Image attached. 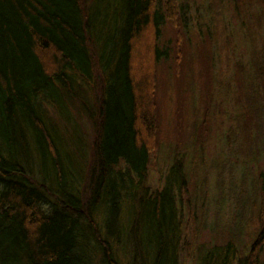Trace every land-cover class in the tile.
Returning <instances> with one entry per match:
<instances>
[{
    "label": "trees",
    "instance_id": "obj_1",
    "mask_svg": "<svg viewBox=\"0 0 264 264\" xmlns=\"http://www.w3.org/2000/svg\"><path fill=\"white\" fill-rule=\"evenodd\" d=\"M201 2L0 0V264H261L264 167L237 184L213 159L211 199L201 166L220 103L222 153L264 165V0ZM145 34L186 106L158 188Z\"/></svg>",
    "mask_w": 264,
    "mask_h": 264
},
{
    "label": "rangeland",
    "instance_id": "obj_2",
    "mask_svg": "<svg viewBox=\"0 0 264 264\" xmlns=\"http://www.w3.org/2000/svg\"><path fill=\"white\" fill-rule=\"evenodd\" d=\"M188 1L190 4H193L194 1L197 4L206 3L207 0H181ZM194 6V10L196 8ZM199 8V6H198ZM200 10V8H199ZM173 34V33H172ZM151 35L145 34L139 40V47H136V51L134 53L133 58V68L134 73L137 80H142L146 75H150L152 78L149 81L150 83V90L154 93V111L152 117H154V132L152 133L151 137H149V143L151 148L153 149L151 154V163H150V172L148 175V184L152 188H158L163 185L164 176L167 173V168L170 164V158L172 157V150L162 146L169 141L179 144L182 140L181 130L185 136V109L186 106L184 105V99L182 96L177 92H172L170 89H166L165 82L162 81V75L160 72L155 68L153 65L152 54L151 51L147 49V43H149ZM223 103L217 104L214 109V117L212 124L214 125L212 131L211 142L207 145L206 151L204 152V159L206 160L207 167L202 165L201 175L206 176L209 174L210 169L209 166L212 163L213 159H219L222 163L225 158L228 159L227 164L233 168L235 177V182L238 184L242 180V175L246 173V176H250L256 180L257 182V174L260 170L264 167V165H252L242 163L236 158H229L228 156L222 153V132L226 128L225 119L224 118V111L230 110V107L226 109ZM87 129V128H86ZM90 131V130H89ZM183 142V140H182ZM225 157V158H224ZM206 183L205 187L206 193L208 192V198L214 197V179L215 174L210 173V175L206 176ZM261 180L260 178H258ZM253 182V181H252ZM263 191L261 192V196L264 198V185ZM212 205L210 206V211L206 215L207 224L209 225L205 229L199 228L198 230V237L196 241L198 245L203 250L207 247L211 246L212 243L216 244L217 242H212L210 237V227L213 223L212 214L213 209ZM223 215V214H222ZM202 251V250H201ZM201 251L199 253H201ZM182 264H196L195 258L191 259L190 253H192L189 249L182 252ZM196 254V253H195ZM198 254V253H197ZM192 260V261H191ZM261 264H264V259L261 258Z\"/></svg>",
    "mask_w": 264,
    "mask_h": 264
}]
</instances>
